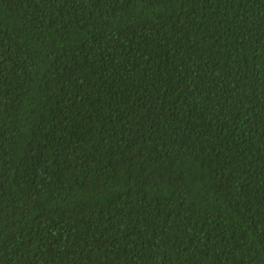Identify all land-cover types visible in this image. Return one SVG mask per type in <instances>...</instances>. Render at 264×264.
Wrapping results in <instances>:
<instances>
[{
	"label": "trees",
	"instance_id": "1",
	"mask_svg": "<svg viewBox=\"0 0 264 264\" xmlns=\"http://www.w3.org/2000/svg\"><path fill=\"white\" fill-rule=\"evenodd\" d=\"M0 264H264V0H0Z\"/></svg>",
	"mask_w": 264,
	"mask_h": 264
}]
</instances>
